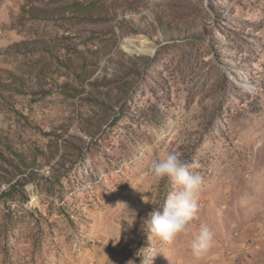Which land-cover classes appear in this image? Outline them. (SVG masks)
<instances>
[{
	"label": "rangeland",
	"instance_id": "rangeland-1",
	"mask_svg": "<svg viewBox=\"0 0 264 264\" xmlns=\"http://www.w3.org/2000/svg\"><path fill=\"white\" fill-rule=\"evenodd\" d=\"M171 151L204 184L165 241ZM0 264H264V0H0Z\"/></svg>",
	"mask_w": 264,
	"mask_h": 264
},
{
	"label": "clouds",
	"instance_id": "clouds-1",
	"mask_svg": "<svg viewBox=\"0 0 264 264\" xmlns=\"http://www.w3.org/2000/svg\"><path fill=\"white\" fill-rule=\"evenodd\" d=\"M150 166L158 180L167 178L179 187V191L169 194L162 211L153 210L148 215L143 222L144 230L155 233L165 241L173 240L178 234L190 233V222L196 216L199 193L204 184L203 177L198 172L191 171L199 165L195 162L189 164L181 159L179 153L171 151L154 159ZM132 188L136 190L133 186ZM143 200L148 203L144 196ZM119 203L124 202H118L116 206ZM135 219L126 220L129 227L133 225ZM212 241V231L207 226H202L192 240L193 253L199 255L211 245Z\"/></svg>",
	"mask_w": 264,
	"mask_h": 264
},
{
	"label": "bare ground",
	"instance_id": "bare-ground-1",
	"mask_svg": "<svg viewBox=\"0 0 264 264\" xmlns=\"http://www.w3.org/2000/svg\"><path fill=\"white\" fill-rule=\"evenodd\" d=\"M125 49L133 54H153L156 50V47L148 44L147 40H129Z\"/></svg>",
	"mask_w": 264,
	"mask_h": 264
}]
</instances>
